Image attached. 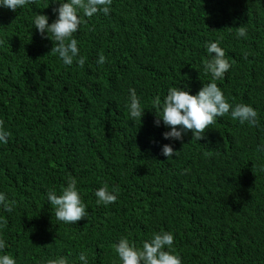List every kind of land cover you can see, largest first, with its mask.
<instances>
[{"label": "trees", "instance_id": "16d2710c", "mask_svg": "<svg viewBox=\"0 0 264 264\" xmlns=\"http://www.w3.org/2000/svg\"><path fill=\"white\" fill-rule=\"evenodd\" d=\"M56 7L52 0H32L16 12L0 8V120L10 133L0 145V192L14 202L11 212L0 205V255L13 256L16 264L61 257L81 264L83 253L89 264H120L115 244L124 237L140 245L151 219L136 224L117 202L132 208L147 202L177 213L180 198L187 203L215 192L217 211L196 208L185 219L177 247L182 264H207L206 248L233 240L236 231L246 238L245 264H264V244L256 239L264 221L239 227L232 218V207L251 191L264 201L263 159L254 161L257 135L264 130V0H112L108 15L92 17L80 9L82 24L73 35L85 62L79 65L77 58L71 66L51 51L55 41L32 24L35 14L51 23ZM240 27L244 37L237 36ZM214 41L231 64L215 83L230 104L253 107L257 124L225 114L199 140L189 132L182 144L163 139L168 129L162 121L154 125L160 109L153 108V98L162 101L175 86L195 94L211 82L204 63L207 44ZM98 55L105 57L103 64L96 63ZM179 72L183 80L176 78ZM129 88L145 109L141 119L129 116ZM94 93L125 112L101 118L95 109H75L76 97ZM163 144L176 154L161 155ZM160 170L181 183L179 193L162 182ZM69 177L77 180L88 211L75 224L58 221L46 197L49 190L61 194ZM105 185L118 189L117 200L107 206L94 195Z\"/></svg>", "mask_w": 264, "mask_h": 264}, {"label": "clouds", "instance_id": "9594fccd", "mask_svg": "<svg viewBox=\"0 0 264 264\" xmlns=\"http://www.w3.org/2000/svg\"><path fill=\"white\" fill-rule=\"evenodd\" d=\"M31 2L32 0H0V8L16 12L17 9ZM52 3L58 4V7L52 10L55 19L49 23L47 15L35 14L32 20L33 27L42 37L46 36L51 41H55V47H52L51 51L57 54L63 65L71 66L77 58V63L83 65L85 60L79 56L78 41L73 35L82 24L80 9L83 10L84 17H92L97 13L108 15L112 0H52ZM245 35L246 29L240 27L237 36L244 37ZM207 54L208 59L204 63V69L211 74V82L203 84L195 94H190V89L187 87L175 86L168 88L162 101L159 95L153 98V108L160 109V114H156L159 119L154 120V125L159 126L162 121L168 129L162 133L163 139L178 141V144H182V140L189 132L192 139L199 140L204 137L205 129L225 114H230L231 118L240 124L245 122L253 126L257 124V112L253 107L247 104H230L221 88L215 83L216 80L223 79L224 74L231 67L225 57L224 49L218 45V42H209ZM104 62L105 57L98 55L96 63L103 64ZM184 77L182 72L176 74L178 79L183 80ZM128 91L129 99L126 106L129 116L132 119L137 117L141 119L145 109L141 108L135 89L129 88ZM76 98L75 109L77 107L88 111L95 109L101 118H106L117 111H124L113 100L105 99L99 93ZM9 135L10 133L3 127L0 120V145L8 143ZM255 150L254 161L262 158L261 166L264 168V130L257 135ZM160 154L169 158L176 152L171 144H163L160 147ZM158 177L166 186L179 193L181 183L166 176L161 170L158 172ZM94 195L97 204L107 206L117 200L118 189L113 188L110 191L105 185L97 188ZM46 197L50 205L54 207L56 219L64 224H75L88 216L75 178H68L61 194L57 195L55 190H49ZM230 201L231 198L226 200V202ZM0 205L3 206V211L11 212L14 202L7 203L5 194L0 192ZM242 207L247 211H243ZM117 208L124 212L126 218L135 220L136 224H140L144 216L151 219L149 235L140 245L124 237H121L115 244V252L120 264H182V257L177 252V247L178 239L185 227V219L194 214L196 208L205 212H214L219 209V206L216 193L205 192L196 198H190L187 203L180 198V209L177 213L165 211L147 202L141 208H132L127 204L117 202ZM153 209L156 213H153ZM161 211L162 216L159 215ZM232 218L234 224L239 227H250L263 222L264 201L255 191H251V194L242 200L240 206L232 207ZM238 239H240V245L237 243ZM256 239L264 244V231L258 234ZM245 242V236H241L238 231L233 234V240L225 244L214 242L206 248L207 264H245ZM4 248L5 241L0 239V252H3ZM78 259L81 264H89L83 253L79 254ZM0 264H16V260L5 253L0 255ZM49 264H67V261L61 257L50 261Z\"/></svg>", "mask_w": 264, "mask_h": 264}, {"label": "rangeland", "instance_id": "374dc122", "mask_svg": "<svg viewBox=\"0 0 264 264\" xmlns=\"http://www.w3.org/2000/svg\"><path fill=\"white\" fill-rule=\"evenodd\" d=\"M153 213H156V211L153 209ZM159 215H163V212L161 211V212H159Z\"/></svg>", "mask_w": 264, "mask_h": 264}]
</instances>
